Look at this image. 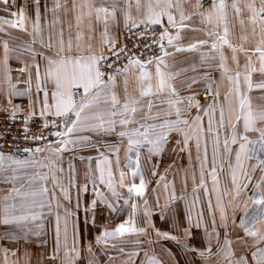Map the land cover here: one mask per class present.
<instances>
[{
  "label": "snow or ice",
  "instance_id": "snow-or-ice-1",
  "mask_svg": "<svg viewBox=\"0 0 264 264\" xmlns=\"http://www.w3.org/2000/svg\"><path fill=\"white\" fill-rule=\"evenodd\" d=\"M0 115V264L48 247L45 212L54 236L37 264H164L157 247L174 257L169 244L184 264H264V0H0ZM86 150L92 198L82 204L79 185L69 208L62 153ZM167 151L187 156L184 194L167 180L175 161L153 164L150 203L141 161ZM200 192L208 219L193 214ZM121 199L127 217L97 227Z\"/></svg>",
  "mask_w": 264,
  "mask_h": 264
},
{
  "label": "crops",
  "instance_id": "crops-1",
  "mask_svg": "<svg viewBox=\"0 0 264 264\" xmlns=\"http://www.w3.org/2000/svg\"><path fill=\"white\" fill-rule=\"evenodd\" d=\"M20 2H22V0H20ZM184 55L186 56L188 54H184ZM181 58H183V57H181ZM15 66H16L15 62L13 61V67H15ZM212 74L216 78L219 77L218 72H213ZM201 99H203V97H201ZM14 102L15 103H26V100L16 99ZM175 139H176V137L174 135L173 139L169 145L170 148H171L172 144H174ZM209 154H211V149H209ZM80 155H83L85 157L91 156L93 158V161H95L97 153L94 150H86V151L80 152L78 154H74L73 152H64V153H62L63 158L60 161V165L64 168V172L62 174H60L61 179H62L63 183L69 187V192H70L72 198H74V202L76 200V192H77V182H76V175H77V170H78L77 160H80L79 159ZM156 158H160V159L163 158V159H170V160L176 159L179 161L178 169H179L180 173H179V181H178V183H179L178 184V197L183 195L184 194L183 172L181 169L183 166L187 165V162H185V161H187L186 154H184V153L174 154L171 151H167L162 156H156ZM69 160H72L73 163L76 165V171L74 174L69 173V170H68ZM62 161H66V163H63ZM121 161H124L123 152L121 153ZM94 164H95V162H93V166H94ZM161 172H164V171L161 170ZM168 173H170V171H168ZM168 173L166 174L167 176L169 175ZM64 176H68V178L67 177L64 178ZM70 176H73V179L75 181V183L72 185H69V179L71 178ZM136 182L139 183V180H136ZM51 186H52V182H51V179H49V187L51 188ZM5 187H7V185L0 184V188H5ZM155 188H156V186H155ZM190 192H192V182L189 179L188 185H187V193H190ZM57 193H58V195H60V198H61V194H59V189H57ZM157 193L161 197V203H163L165 193H164L162 185L159 188H157ZM199 194L202 197H204L202 192H200ZM155 195H156V193H155ZM187 200L189 202L192 201V199H188V198H187ZM212 201H213V204H215V199H212ZM151 202H154V200L150 201V203ZM178 203H179V211H180L181 215H183V213L185 211V202H184V200H180V201H178ZM115 205H116V208L118 209V211L115 212L116 214H111V215H109L107 213L105 218H104L105 223L110 224V223H112V220H113L115 222V224H117L121 220H123L127 217L126 211H128L129 208L126 205H124L123 199L116 201ZM200 208H203L204 213H205V218L208 219L209 213H208V209H207V200L200 199V202L196 205V209H194L193 214L195 215V211L199 210ZM61 209H60V211H61ZM251 211L252 210L249 209V212H251ZM241 215H243V213H237V222L239 221V218ZM154 218L156 219L157 226H162L161 222L158 219V213L156 214V217H154ZM53 220H54V215L48 214L47 212H45V219L43 222H44L46 230H47V239L49 240L51 238L52 241H53V236H54L53 228H52ZM197 243L199 244V241ZM169 247L172 248L173 252L177 253L176 256L170 257L167 254H165L159 246L157 247V253L159 254L160 258L164 261V264H175V261L177 259L180 260V264H184V256H183V254L180 253L179 249L176 248L175 245H173V244H169ZM50 249H51V247H49V245L47 248H43V249L37 247L36 245H32L31 246V251L33 252L32 264H37V259H38L39 254L41 252L47 254L50 251ZM20 255H21L22 262H23V259H24L23 258V248H21ZM113 255H115V254H113ZM106 259H107V257H106ZM104 262H105V260H104ZM44 264H48V261H44ZM112 264H120V258L118 257V259H115L112 262Z\"/></svg>",
  "mask_w": 264,
  "mask_h": 264
},
{
  "label": "rangeland",
  "instance_id": "rangeland-1",
  "mask_svg": "<svg viewBox=\"0 0 264 264\" xmlns=\"http://www.w3.org/2000/svg\"><path fill=\"white\" fill-rule=\"evenodd\" d=\"M145 154H146V150H145ZM173 161H175V164L172 166V168L169 170L170 173H168L169 175L167 176V180L169 181H172L174 180L175 181V188H176V195L178 196V181H179V161L176 160V159H163V158H156V156H154L152 158V160L149 162V163H145V161L142 159V165L144 167V172H145V178L147 180L150 181L149 185H148V191L146 193L149 201H152L155 199V193H153L152 189L155 188L156 186V179H158V177H153L151 176V173L150 171L148 170L150 165H158V170L161 172L164 171V169L166 167H168L170 164L172 165L173 164ZM63 163H66V161H62ZM95 162V161H93ZM188 163V161H185ZM127 163L126 160L124 161H121V167L124 168V165ZM233 163H234V157H233ZM249 163H255V161H251ZM77 167H78V170H77V175H76V182H77V186L79 185H83L85 183H87V187H88V191L87 193H83L81 192L80 193V199H81V203H85L87 201H89L91 198H92V189H93V183L91 182V180H87L85 179V164L84 162L80 161V160H77ZM125 171L129 172V175H130V170L127 169V168H124ZM68 176H64V178ZM71 178H73V176H70ZM117 177H118V173H117ZM136 180H139V177L136 178ZM221 181H222V184H227L229 187L231 186L230 185V177H229V170L227 168V163L225 165V169L223 171V173H221ZM96 186H100L99 184V178H98V173H97V178H96ZM124 193H125V196H126V189H123L122 190ZM77 192H78V189H77ZM77 192H76V200H77ZM70 193V192H69ZM71 195V194H70ZM193 192H190V193H187V196H186V199H193ZM200 195V194H199ZM200 199H205L207 200V198L204 196L202 197L200 195ZM212 199H215V196L213 195ZM225 199L227 200V197H225ZM76 200L74 202V198H72L71 196V201H65L63 200V197L61 195V203L62 204H65L66 206H68L69 208H74L75 207V204H76ZM251 210V209H250ZM130 211V209H128V211H126V215H128V212ZM61 213H63V208L61 209ZM107 214V211H105L102 215H99L97 216V227H99L101 224L105 223L104 222V218ZM113 214H116V213H113ZM79 218H80V227L82 229V231L84 232L85 236H87V229L85 228L84 226V223H83V220H84V213H83V210L81 208L80 212H79ZM113 223V224H112ZM112 223H106L109 227H112L115 225V222L112 220ZM96 234V228H93L92 229V235L94 236ZM49 242V247H52V240L51 238L48 240ZM112 253L115 254V250H112ZM107 256L101 254V262L102 264H105V262L107 261L106 259ZM116 259H118V256L116 257ZM105 260V262H104Z\"/></svg>",
  "mask_w": 264,
  "mask_h": 264
},
{
  "label": "built area",
  "instance_id": "built-area-1",
  "mask_svg": "<svg viewBox=\"0 0 264 264\" xmlns=\"http://www.w3.org/2000/svg\"><path fill=\"white\" fill-rule=\"evenodd\" d=\"M0 119H3V116L2 115H0ZM9 139H11V138L9 137ZM20 146L21 147H34L35 145L34 144H25L24 142H21Z\"/></svg>",
  "mask_w": 264,
  "mask_h": 264
}]
</instances>
